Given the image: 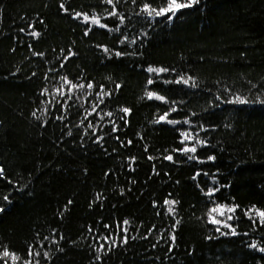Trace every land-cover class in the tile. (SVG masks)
Wrapping results in <instances>:
<instances>
[{
    "label": "trees",
    "instance_id": "1",
    "mask_svg": "<svg viewBox=\"0 0 264 264\" xmlns=\"http://www.w3.org/2000/svg\"><path fill=\"white\" fill-rule=\"evenodd\" d=\"M167 3L0 0V264H264V0Z\"/></svg>",
    "mask_w": 264,
    "mask_h": 264
},
{
    "label": "snow or ice",
    "instance_id": "2",
    "mask_svg": "<svg viewBox=\"0 0 264 264\" xmlns=\"http://www.w3.org/2000/svg\"><path fill=\"white\" fill-rule=\"evenodd\" d=\"M109 2L111 3V0H109ZM198 3V0H186V2H182V0H168V3H167V7L165 8H162L160 11L156 12L155 14L156 15H166L168 13H172L173 15H175L176 12H178L179 10L181 9H184V8H190L192 7L194 4ZM147 10V8H146ZM152 12L149 11V15H151ZM88 17L85 16V20H87ZM94 22H97L98 21H94ZM34 35H38V34H34ZM149 71H157L155 69H149ZM159 71H163V69L159 70ZM65 83H68V81L65 79ZM185 83H187V81H185ZM89 87H91V85H89ZM153 96V94H149V98L151 99ZM157 99H163V97H156ZM238 102L239 103H247L246 100H242V99H239L238 98ZM123 111L125 113H128V109H123ZM166 117L162 116L160 119L163 120L165 119ZM188 151H195V148H192V149H187ZM168 159H171V157H168ZM3 170L0 169V174H2ZM166 203H169L170 205L171 204H175V201H167ZM169 211H173V209L170 207L169 208ZM214 212H217V211H220V209H213ZM229 211H234V209H229ZM220 214L223 215V212L220 211ZM259 215V217H261V220L264 221V212H258L257 213ZM229 219H231V217H229ZM212 223H219L218 220H216L215 218L212 219L211 221ZM10 253L8 251H4L3 252V256L4 257H7L9 256ZM12 259L15 260V259H18V257L16 256H12Z\"/></svg>",
    "mask_w": 264,
    "mask_h": 264
}]
</instances>
